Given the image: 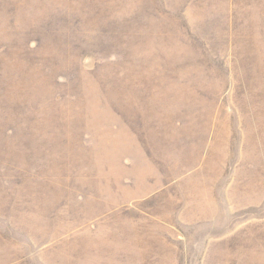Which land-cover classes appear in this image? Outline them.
<instances>
[{
    "label": "rangeland",
    "instance_id": "obj_1",
    "mask_svg": "<svg viewBox=\"0 0 264 264\" xmlns=\"http://www.w3.org/2000/svg\"><path fill=\"white\" fill-rule=\"evenodd\" d=\"M0 264H264V0H0Z\"/></svg>",
    "mask_w": 264,
    "mask_h": 264
}]
</instances>
